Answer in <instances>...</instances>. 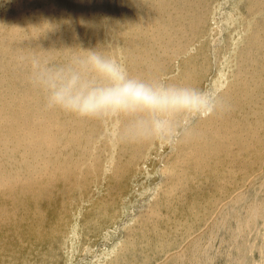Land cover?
Wrapping results in <instances>:
<instances>
[{
    "label": "rangeland",
    "instance_id": "rangeland-1",
    "mask_svg": "<svg viewBox=\"0 0 264 264\" xmlns=\"http://www.w3.org/2000/svg\"><path fill=\"white\" fill-rule=\"evenodd\" d=\"M139 1L0 0V209L21 213L31 187L51 180L39 190L68 203L55 227L32 232L0 211V264H246L247 254L264 264V0ZM80 47L121 58L134 77L190 86L209 104L173 114V134L159 138L144 110L99 120L47 109L30 82L33 59L63 63ZM71 170L97 190L65 189L80 181Z\"/></svg>",
    "mask_w": 264,
    "mask_h": 264
},
{
    "label": "clouds",
    "instance_id": "clouds-1",
    "mask_svg": "<svg viewBox=\"0 0 264 264\" xmlns=\"http://www.w3.org/2000/svg\"><path fill=\"white\" fill-rule=\"evenodd\" d=\"M80 48L63 63L33 59L30 82L44 94L47 109L99 120L144 110L152 117L151 134L159 138L173 134V114L200 113L209 104L196 89L134 77L121 58L99 47Z\"/></svg>",
    "mask_w": 264,
    "mask_h": 264
},
{
    "label": "bare ground",
    "instance_id": "bare-ground-1",
    "mask_svg": "<svg viewBox=\"0 0 264 264\" xmlns=\"http://www.w3.org/2000/svg\"><path fill=\"white\" fill-rule=\"evenodd\" d=\"M104 1V0H103ZM139 1V0H138ZM142 1V0H141ZM168 1V0H167ZM248 1V0H247ZM82 2H83V0H82ZM96 2V1H95ZM117 2V1H116ZM140 2V1H139ZM149 2V1H148ZM176 2H177V0H176ZM250 2V1H249ZM79 3V2H78ZM141 3V2H140ZM142 3H144V2H142ZM155 3H156V1H155ZM260 3V2H259ZM263 3V2H262ZM75 4H77V3H75ZM81 4V3H80ZM105 4V3H104ZM149 4V3H148ZM161 4V3H160ZM175 4V3H174ZM69 5V4H68ZM72 5V4H71ZM84 5H86V4H84ZM117 5V4H116ZM141 5V4H140ZM145 6V5H144ZM140 7V6H139ZM138 7V8H139ZM149 7V6H148ZM152 7V6H151ZM68 8V7H67ZM146 8V7H145ZM170 8V7H169ZM152 9H153V7H152ZM137 10H139V9H137ZM149 10H150V8H149ZM80 11V10H79ZM141 11V10H140ZM152 11V10H151ZM162 11V10H161ZM170 11V10H169ZM141 12H143V8H142V11ZM157 12V11H156ZM168 12V11H167ZM176 12V11H175ZM184 12V11H183ZM248 12V11H247ZM158 13V12H157ZM164 13V12H163ZM74 14V13H73ZM143 14V13H142ZM150 14V13H149ZM169 14V13H168ZM76 15V14H75ZM144 15V14H143ZM80 16V15H79ZM84 16V15H83ZM137 16H139L138 14H137ZM141 16V15H140ZM163 16V15H162ZM68 17V16H67ZM130 17V16H129ZM148 17V16H147ZM176 17V16H175ZM5 18V17H4ZM79 18V17H78ZM82 18V17H81ZM133 18V17H132ZM152 18V17H151ZM166 18V17H165ZM68 19L69 18H67V21H68ZM70 19H71V17H70ZM69 19V20H70ZM77 19V18H76ZM137 19H138V17H137ZM65 20V19H64ZM63 20V21H64ZM154 20V19H153ZM156 20V19H155ZM155 20H154V22H155ZM221 20V22H222V19H220ZM66 21V22H67ZM81 21H82V19H81ZM80 21V22H81ZM224 21H225V19H224ZM60 22V21H59ZM74 22V21H73ZM146 22V21H145ZM148 22V21H147ZM76 23V22H75ZM136 23V22H135ZM171 23V22H170ZM224 23V22H223ZM77 24H78V22H77ZM137 24V23H136ZM166 24V23H165ZM164 24V25H165ZM169 25V24H168ZM146 26V25H145ZM171 26V25H170ZM136 27V26H135ZM141 27V26H140ZM146 28V27H145ZM149 28H150V26H149ZM10 29V28H9ZM14 29V28H13ZM73 29H75V26H74V28ZM78 29V28H77ZM77 29H75V30H77ZM175 29V28H174ZM173 29V30H174ZM4 30H5V28H4ZM12 30V29H11ZM79 30V29H78ZM149 30V29H148ZM151 30V29H150ZM149 30V31H150ZM152 30H153V28H152ZM158 30V29H157ZM176 30V29H175ZM256 30H258V29H256ZM260 30V29H259ZM64 31V30H63ZM155 31V30H154ZM68 32V31H67ZM78 32V31H77ZM151 32V31H150ZM151 33H153V32H151ZM258 33H260V31L259 32H257V34ZM2 34V33H1ZM6 34V33H5ZM75 34H77L76 33V31H75ZM150 34V33H149ZM154 34V33H153ZM157 34V33H156ZM160 34V33H159ZM151 36H152V34H151ZM159 36V35H158ZM258 36V35H257ZM152 37H154V36H152ZM7 40H9V39H7ZM40 40V39H39ZM4 41V40H3ZM247 45V44H246ZM156 46V45H155ZM154 46V47H155ZM159 46V45H158ZM157 46V47H158ZM248 46H250L249 44H248ZM247 46V47H248ZM166 48V47H165ZM1 49V48H0ZM212 49V48H211ZM247 49V48H246ZM251 49V48H250ZM164 50V49H163ZM249 50V49H248ZM150 51V50H149ZM152 51V50H151ZM165 51V50H164ZM242 51H244V50H241V52ZM250 51V50H249ZM248 51V52H249ZM253 51V50H252ZM5 52V51H4ZM246 52V51H245ZM1 53V52H0ZM9 53V52H8ZM216 53H217V51H216ZM219 53H221V52H219ZM249 53H251V52H249ZM5 54V53H4ZM244 54V53H243ZM214 55V54H213ZM238 55V54H237ZM251 55V54H250ZM218 56V55H217ZM1 58V57H0ZM240 59V58H239ZM215 60V59H214ZM218 60V59H217ZM221 60V59H220ZM238 60V59H237ZM11 61V60H10ZM237 62V61H236ZM248 64L250 63V62H247ZM252 63V62H251ZM0 64H1V62H0ZM261 64V63H260ZM240 65V64H239ZM252 65V64H251ZM262 65V64H261ZM11 66V65H10ZM249 66H250V64H249ZM248 66V67H249ZM253 66V65H252ZM245 67V66H244ZM255 68H256V66H255ZM4 69V68H3ZM2 69V70H3ZM250 69V68H249ZM253 70H254V68H252ZM259 70V69H258ZM247 71H248V69H247ZM4 72H5V70H4ZM3 72V73H4ZM8 72H10V71H8ZM255 72V71H254ZM256 72H257V70H256ZM238 74H240V73H238ZM252 74V73H251ZM3 75V74H2ZM257 75V74H256ZM201 76V75H200ZM243 76V75H242ZM246 76V75H245ZM253 76V75H252ZM241 77V76H240ZM2 78V77H1ZM174 78H175V75H174ZM247 77H245V79H246ZM250 78V77H249ZM173 79V78H172ZM201 79H203V78H201ZM241 79H244V78H241ZM251 79V78H250ZM255 79V78H254ZM18 80V79H17ZM256 80V79H255ZM240 81V80H239ZM246 81V80H245ZM241 82V81H240ZM28 83H30V82H28ZM202 84V83H201ZM245 84V83H244ZM4 86V85H3ZM2 86V87H3ZM8 86V85H7ZM10 86V85H9ZM17 86H19V85H17ZM5 87V86H4ZM186 87H188L187 85H186ZM11 88V87H10ZM15 88V87H14ZM24 88V87H23ZM36 88V87H35ZM189 89H190V86L188 87ZM200 88V87H199ZM6 89V88H5ZM9 89V88H8ZM8 89H6V90H8ZM12 89V88H11ZM17 89H19V88H17ZM15 90V89H14ZM251 90H252V88H251ZM2 91V90H1ZM5 91V90H4ZM10 91V90H9ZM13 91V90H12ZM18 91V90H17ZM17 91H15V92H17ZM34 92H35V90H34ZM3 93H5V92H3ZM3 93H0V94H3ZM12 93V92H11ZM10 93V94H11ZM24 93H25V91H24ZM9 94V93H8ZM9 94V95H10ZM14 94V93H13ZM17 94L19 95V93L17 92ZM17 94H16V96H17ZM21 95V94H20ZM19 95V96H20ZM222 96H224L223 95V93L221 94ZM18 96V97H19ZM23 96V95H22ZM22 96H20V97H22ZM34 96H37V95H34ZM221 96V97H222ZM3 97L4 96H2V99H3ZM13 97V95L12 96H10V98H12ZM226 97V96H225ZM6 98V97H5ZM7 99V98H6ZM5 99V100H6ZM32 99V98H31ZM13 100V99H12ZM223 100H226V99H223ZM3 101V100H2ZM34 101V100H33ZM1 102V101H0ZM224 102V101H223ZM31 103V102H30ZM219 103H220V101H219ZM2 104H4V103H2ZM19 104V103H18ZM21 104H24V103H21ZM35 104H37V103H35ZM218 104V103H217ZM226 104V103H225ZM6 105V104H5ZM39 105V104H38ZM37 105V106H38ZM33 106H34V104H33ZM219 106V105H218ZM223 106L224 105H222V108H223ZM12 107H14L13 105H12ZM18 107V106H17ZM16 107V108H17ZM6 108V107H5ZM18 108H21V107H18ZM216 108H218V107H216ZM221 108V109H222ZM4 109V108H3ZM2 109V111H4ZM26 109V108H25ZM213 109V112L215 111L214 110V107L212 108ZM221 109H218V110H221ZM224 109V108H223ZM10 110H12V109H10ZM14 110V109H13ZM17 110V109H16ZM21 110V109H20ZM26 110H28V109H26ZM15 111V110H14ZM23 111V110H22ZM36 111V110H35ZM212 111V110H211ZM222 111V110H221ZM220 111V112H221ZM1 112V111H0ZM5 112H6V110H5ZM10 112V111H9ZM17 112V111H16ZM24 112V111H23ZM41 112H42V110H41ZM3 113V112H2ZM19 113V112H18ZM30 113V112H29ZM185 113V112H184ZM212 113V112H211ZM22 114H24V115H26L27 114V111H26V114L25 113H22ZM35 114V113H34ZM40 114V113H39ZM39 114H38V116H39ZM186 114V113H185ZM188 114V113H187ZM223 115L224 113H220V115ZM2 115V114H1ZM6 115V114H5ZM19 115V114H18ZM212 116L214 115L215 116V114L213 113V114H211ZM211 115H209V116H211ZM219 115V116H220ZM251 115V114H250ZM3 116V115H2ZM1 116V117H2ZM35 116V115H34ZM42 116V115H41ZM183 116H185V115H183ZM187 116V115H186ZM208 116V117H209ZM230 116V115H229ZM228 116V117H229ZM28 117H29V114H28ZM32 117H33V115H32ZM37 117V116H36ZM35 117V118H36ZM207 117V118H208ZM217 117V115L215 116V118ZM222 117V116H221ZM220 117V118H221ZM226 117V116H225ZM253 117V116H252ZM4 118H5V116H4ZM3 118V119H4ZM30 118V117H29ZM214 118V119H215ZM218 118V117H217ZM6 119V118H5ZM20 119V118H19ZM248 119V118H247ZM246 119V120H247ZM250 119V118H249ZM248 119V120H249ZM18 120V119H17ZM30 120H31V118H30ZM36 120H38V119H36ZM205 120H207V119H205ZM204 120V121H205ZM255 120V119H254ZM42 121V120H41ZM40 121V122H41ZM39 122V121H38ZM206 122V121H205ZM205 122H203V123H205ZM214 122V121H213ZM215 122H216V119H215ZM224 122V121H223ZM225 122H226V120H225ZM254 122V121H253ZM257 122H258V120H257ZM34 123V122H33ZM41 123H43V122H41ZM20 124V123H19ZM18 123H17V125H19ZM35 124V123H34ZM39 124V123H38ZM223 123H221V125H222ZM251 124V123H250ZM42 124H40L39 126H41ZM47 125V124H46ZM46 125H44V126H46ZM204 125V124H203ZM208 125V124H207ZM257 125H259V124H257ZM261 125V124H260ZM43 126V125H42ZM209 126V125H208ZM223 127V126H222ZM237 127V126H236ZM256 127V126H255ZM261 127L262 126H260V129H261ZM22 128V127H21ZM24 128V127H23ZM25 128H27V127H25ZM233 128V127H232ZM257 128L258 127H256V130H257ZM223 130H224V128H223ZM222 130V131H223ZM228 130H229V127H228ZM223 132H225V130L223 131ZM231 132V131H230ZM245 132V131H244ZM233 133V132H232ZM255 133H257L256 131H255ZM258 133H259V131H258ZM258 133H257V135H258ZM185 134V133H184ZM228 135V134H227ZM227 135H225V136H227ZM225 136H224V138H225ZM229 136V135H228ZM227 136V137H228ZM233 136V135H232ZM235 136V135H234ZM233 136V137H234ZM172 137V136H171ZM177 137V136H176ZM231 137V136H230ZM240 137V136H239ZM238 136H237V138H239ZM177 139V138H176ZM247 139H249L248 137H247ZM18 140V139H17ZM182 140V139H181ZM223 140V139H222ZM252 139H250V141H251ZM254 140V139H253ZM252 140V141H253ZM257 140V141H256ZM255 141L258 143V139H256ZM34 141H35V139H34ZM170 141V140H169ZM224 141H225V139H224ZM234 141V140H233ZM248 140H246V142H247ZM12 142V141H11ZM19 142V141H18ZM20 142H22V141H20ZM33 142V141H32ZM228 142V141H227ZM239 142H241V141H239ZM249 142V141H248ZM254 142V141H253ZM255 142V143H256ZM34 143V142H33ZM149 143V142H148ZM245 143V142H244ZM260 143V142H259ZM2 144H4V143H2ZM12 144V143H11ZM23 144V143H22ZM224 144V143H223ZM13 145V144H12ZM177 145H178V143H177ZM231 145V144H230ZM22 146V145H21ZM33 146V145H32ZM175 146V145H174ZM229 146V145H228ZM243 146H244V144H243V142H242V147L240 146V148H243ZM16 147V146H15ZM15 147L13 148V150H15ZM25 147V146H24ZM178 147V146H177ZM183 147V146H182ZM227 147V146H226ZM232 147H234V146H232ZM3 148H4V146H3ZM11 149V148H10ZM227 149V148H226ZM237 149H239V148H237ZM26 150V149H25ZM146 150V149H145ZM180 150V149H179ZM28 151V150H27ZM26 151V153H24V154H27L28 152ZM6 152V151H5ZM8 152V151H7ZM25 152V151H24ZM181 152V151H180ZM179 152V153H180ZM20 153V152H19ZM178 153V154H179ZM6 154V153H5ZM21 154V153H20ZM23 154V155H24ZM28 154H30L31 155V152H29ZM180 154H182V153H180ZM22 155V154H21ZM177 155V154H176ZM141 157V156H140ZM164 157V156H163ZM26 158V157H25ZM29 158V157H28ZM33 158V157H32ZM139 158V157H138ZM160 158V157H159ZM177 158H178V156H177ZM23 159V158H22ZM30 159V158H29ZM176 159V158H175ZM174 159V160H175ZM13 160H15V159H13ZM168 160V159H167ZM20 161V160H19ZM25 160H23L22 162H24ZM12 162V161H11ZM18 162V161H17ZM168 163H169V161H167ZM178 162V161H177ZM176 162V163H177ZM26 163V162H25ZM24 164V163H23ZM27 164L28 163H26V166H27ZM126 164V163H125ZM21 165V164H20ZM25 165V164H24ZM127 165V164H126ZM124 166V167H127V166ZM129 165H131V164H129ZM15 167V166H14ZM28 167V166H27ZM30 167V166H29ZM118 167V166H117ZM116 167V168H117ZM129 167V166H128ZM133 167H134V165H133ZM19 168V167H18ZM119 168V167H118ZM166 168H167V166H166ZM166 168H164V169H166ZM178 168V167H177ZM22 169V168H21ZM35 169V168H34ZM33 169V170H34ZM84 169V168H83ZM82 169V170H83ZM103 169H104V167H103ZM128 169V168H127ZM107 170V169H106ZM118 171H119V169H117ZM36 171V170H35ZM34 171V172H35ZM38 171V170H37ZM75 171V170H74ZM81 170H79V172L77 171H75V173H78L77 175L79 176V175H81L82 173V171L80 172ZM84 171V170H83ZM88 171V170H87ZM90 171V170H89ZM93 173H94V175H95V172L93 171V169L91 170ZM174 171V170H173ZM22 172V171H21ZM45 172V171H44ZM50 172V171H49ZM54 172V171H53ZM71 172L73 173V170H71ZM86 172V171H85ZM97 172H99V171H97ZM101 172V174H103L102 173V170L100 171ZM99 172V173H100ZM122 172V171H121ZM56 173V172H55ZM62 173H64V172H62ZM66 173V172H65ZM69 173V172H68ZM75 173H73V174H75ZM80 173V174H79ZM99 173L98 174H96V175H99ZM115 173V172H114ZM114 173H113V175H114ZM123 173V172H122ZM122 173H121V175H122ZM24 174V173H23ZM27 174H28V172H27ZM43 174H47V173H43ZM59 175H61V173L59 172L58 173ZM70 174V173H69ZM85 174V173H84ZM89 174V173H88ZM30 175V174H29ZM45 175H44V178L43 179H45L46 177H45ZM48 175V174H47ZM56 175H57V173H56ZM72 175V174H71ZM76 175V176H77ZM109 175V174H108ZM110 175H111V173H110ZM112 175V176H113ZM118 175V172H117V174H116V176ZM123 175H124V173H123ZM38 176V175H37ZM40 176H42V175H40ZM49 176H51V174L49 173ZM55 176V175H54ZM54 176H53V178H54ZM66 176V175H65ZM82 176H83V174H82ZM89 176V175H88ZM87 175H85V177H88ZM90 176H91V172H90ZM102 176V175H101ZM101 176H100V178H101ZM105 176V175H104ZM116 176H114V177H116ZM120 176V175H119ZM167 176V175H166ZM23 177H24V175H23ZM32 177V176H31ZM33 177H36L35 175L33 176ZM43 177V176H42ZM41 177V178H42ZM52 177V176H51ZM70 177V176H69ZM72 177H74V176H71V178ZM126 177V176H125ZM168 177H169V175H168ZM30 178V177H29ZM52 178V179H53ZM61 178V177H60ZM66 178H68V177H66ZM75 178V177H74ZM73 178V179H74ZM117 178V177H116ZM115 178V179H116ZM120 178V177H119ZM124 178V177H123ZM127 178V177H126ZM22 179V178H21ZM31 179V178H30ZM37 179V178H36ZM39 179V178H38ZM37 179V180H38ZM49 182H50V179H48V177L46 178ZM56 179V178H55ZM58 179V178H57ZM77 179V178H76ZM81 179V177L79 176V180ZM87 179V178H86ZM86 179H84V180H86ZM89 179V178H88ZM92 179V178H91ZM96 179H98L97 177H96ZM107 179H108V177H107ZM107 179H106V181H107ZM169 179V178H168ZM46 180V181H47ZM67 180V179H66ZM84 180H80V181H77L76 180V182H72V181H70V182H66L65 180H64V182H66L65 184H66V186L67 187H65V189H70V187H87V190L86 191H88L89 189L90 190H97V188H95L94 187V185H92V186H90V185H88L87 183H85L84 184ZM93 180H94V178H93ZM99 180H101V179H99ZM117 181H118V178L116 179ZM122 180V179H121ZM120 180V181H121ZM166 180H167V178H166ZM171 180H172V178H171ZM22 181H25V179L24 180H22ZM32 181H33V179H32ZM40 181V180H39ZM52 182H53V180H51ZM69 181V180H68ZM101 181H103V180H101ZM111 181V180H110ZM165 181V180H164ZM29 181H28V178H27V181H26V184L28 183ZM35 182V181H34ZM52 182H50V183H45V181H44V184L42 183V182H39L37 185H33V188L31 187V191H32V189H35V192H34V194H36V196H34L35 198H37V200H42V199H47L48 201H50V203L51 204H47L44 200H42L38 205H37V202L38 201H36V199L34 198V197H31V199H32V201L30 202V203H28V205L26 206V208H24L23 209V211L21 212V213H19L20 211H18V209H17V211H15V212H13V213H7V210H5V208L4 209H0V211L2 212V216H3V214L5 215V217L4 218H7V219H10L11 220V218L14 216V218H13V220L11 221L12 222V224L14 225V227L15 228H19V226H21L22 225V227H24V228H26V229H31L30 231L32 232V229L33 228H27L28 226H36L37 228H40V227H43V229L45 228L44 226H43V223H45L46 221L47 222H51V225H53L54 227L57 225V215L58 214H60V211H61V209H62V207L64 206V204H68L67 202H66V200L65 199H63L62 197H59V198H56V202H52L51 201V199H53L54 197H55V193L52 191V190H50L49 188H44V192H42V190H39V189H41L40 187L42 186V185H52ZM88 182H89V180H88ZM92 182V181H91ZM90 182V183H91ZM93 183V182H92ZM21 184H23V182L21 183ZM36 184V183H35ZM117 184H118V182H117ZM162 184V183H161ZM261 184H263L262 182H261ZM24 185V184H23ZM30 185L32 186V184H31V180H30ZM40 185V186H39ZM108 185V184H107ZM167 185V184H166ZM239 185V184H238ZM10 186V185H9ZM161 186V185H160ZM261 186H263L264 187V184L263 185H261ZM11 188H12V184H11V186H10ZM24 187H26L27 188V186H25L24 185ZM24 187H23V189H24ZM167 187V186H166ZM171 187V186H170ZM232 187V186H231ZM255 186H253V188H254ZM258 187V186H257ZM260 187V186H259ZM258 187V188H259ZM9 188V187H8ZM30 188V187H29ZM245 188V187H244ZM250 188H251V186H250ZM249 188V189H250ZM246 189H247V187H246ZM260 189H261V187H260ZM8 190H11V189H8ZM21 190V189H20ZM30 190V189H29ZM167 190V189H166ZM245 190V189H244ZM263 190V189H262ZM14 191V190H13ZM30 191V193H32ZM86 191H84L85 193H86ZM252 191V190H251ZM261 191V190H260ZM259 190L257 191V194H258V192H260ZM1 192V191H0ZM24 192H26V191H24ZM82 193V195H84L85 193ZM229 192V191H228ZM244 192H246V190L244 191ZM247 192H248V190H247ZM14 193V192H13ZM27 193V192H26ZM243 193V192H242ZM263 193V192H262ZM3 194V193H2ZM1 194V195H2ZM8 194V193H7ZM9 194H11V193H9ZM24 194V193H23ZM244 194V193H243ZM248 194V193H247ZM252 194V193H251ZM21 195V194H20ZM27 195V194H26ZM41 195V196H40ZM53 195V196H52ZM230 195H231V192H230ZM14 196V195H13ZM19 196V195H18ZM32 196H33V194H32ZM43 196V198H41ZM52 196V197H51ZM85 196V195H84ZM239 196V195H238ZM237 196V197H238ZM241 196V195H240ZM245 196V195H244ZM5 197V196H4ZM26 197H28V196H26ZM7 198H9V197H7ZM238 198H242V197H238ZM237 198V199H238ZM11 199V198H10ZM12 199H14V198H12ZM17 199V197L14 199V200H16ZM1 200V199H0ZM13 200V201H14ZM19 200V199H18ZM17 200V201H18ZM70 200V199H69ZM241 200V199H240ZM239 200V201H240ZM12 201V203H14ZM238 201V200H237ZM256 201V200H255ZM16 202V201H15ZM257 202V201H256ZM255 202V203H256ZM262 202H264V201H262ZM236 203V202H235ZM241 203H242V201H241ZM3 204V203H2ZM7 204V203H6ZM5 204V205H6ZM31 204L33 205L32 206V208H31ZM257 204V203H256ZM255 204V205H256ZM261 204V203H260ZM14 205V204H13ZM15 205H16V203H15ZM255 205H254V209L256 208L255 207ZM257 205H259V204H257ZM235 206V205H234ZM237 206V205H236ZM249 206V205H248ZM252 206V205H251ZM5 207V206H4ZM8 207V206H7ZM233 207V206H232ZM262 207V206H261ZM13 208V207H12ZM18 208V207H17ZM246 208V207H245ZM249 208H250V206H249ZM258 208V207H257ZM257 208L255 209L256 211H250V212H252L253 214H255V212H257ZM20 210H21V207L19 208ZM201 209V208H200ZM235 209V208H234ZM192 210V209H191ZM216 210V209H215ZM250 210V209H249ZM9 211V210H8ZM13 211V210H12ZM205 212V211H204ZM245 212H246V210H245ZM249 212V211H248ZM247 212V213H248ZM264 212V211H263ZM14 213H15V215H14ZM20 215H19V214ZM258 213V212H257ZM257 213H256V215H257ZM0 215H1V213H0ZM205 215V214H204ZM215 215V214H214ZM213 215V216H214ZM225 215V214H224ZM235 215V214H234ZM255 215V216H256ZM2 216H0V220L2 219ZM213 216H212V218H213ZM218 216H220V215H218ZM223 216V215H222ZM227 216V215H226ZM231 216V215H230ZM245 216V215H244ZM250 216H253L254 218H255V216L254 215H250ZM217 216H215V220L217 219L216 218ZM224 217V216H223ZM222 217V218H223ZM240 217V216H239ZM243 217V216H242ZM233 218V217H232ZM245 218H247V217H245ZM227 219V218H226ZM240 219H241V217H240ZM250 219V218H249ZM256 219V218H255ZM254 219V220H255ZM3 220V219H2ZM212 220H214V219H212ZM219 220V219H218ZM224 220L225 219H223V221H221V222H224ZM233 220V219H232ZM235 220V219H234ZM263 220V219H262ZM4 221V220H3ZM5 221H8V220H5ZM217 221V220H216ZM228 221V220H227ZM230 221V220H229ZM8 222H10V221H8ZM10 222V223H11ZM213 222V221H212ZM218 222V221H217ZM256 222H257V220H256ZM264 222V221H263ZM3 223V222H2ZM213 223H215V221L213 222ZM238 223H239V221H238ZM244 223V222H243ZM258 223V222H257ZM4 224H6V223H4ZM46 224V223H45ZM204 224H205V222H204ZM246 224V223H245ZM264 224V223H263ZM7 225V224H6ZM224 225L226 226V224H225V222H224ZM223 225V226H224ZM262 225V224H261ZM9 226V225H8ZM47 226V225H46ZM48 226H49V224H48ZM206 226H207V224H206ZM205 226V227H206ZM210 226V225H209ZM231 226V225H230ZM256 226V225H255ZM208 227V226H207ZM258 227V226H257ZM36 228V229H37ZM209 228V227H208ZM247 228H248V226H247ZM256 228V227H255ZM259 228V227H258ZM258 228H256V229H258ZM1 229V228H0ZM43 229H39L40 231L41 230H43ZM48 229V228H47ZM207 229V228H206ZM221 229V228H220ZM34 230V229H33ZM246 230V229H245ZM29 231V230H28ZM40 231H39V234H40ZM45 231V230H44ZM57 231H58V229H57ZM203 231V230H202ZM248 231H249V229H248ZM5 232V231H4ZM37 232V231H36ZM258 233V231L257 230H255L254 229V233ZM253 233V232H252ZM251 233V234H252ZM253 233V234H254ZM41 234H42V232H41ZM44 234V233H43ZM200 234V233H199ZM195 235V234H194ZM257 235V234H256ZM260 235V234H259ZM2 236V235H1ZM252 236V235H251ZM263 236V235H262ZM255 238V237H254ZM249 246V245H248ZM251 246V245H250ZM246 248V247H245ZM264 248V247H263ZM248 251H249V249H247ZM246 251V250H245ZM247 251V252H248ZM245 255H246V252H245ZM247 256H248V254H247ZM246 256V258L248 259V257ZM169 259V258H168ZM167 259V260H168ZM247 259H246V264H248V261H247ZM242 261H243V259H242ZM250 261V260H249ZM251 262V261H250ZM243 263V262H242ZM161 264V263H160Z\"/></svg>",
    "mask_w": 264,
    "mask_h": 264
}]
</instances>
